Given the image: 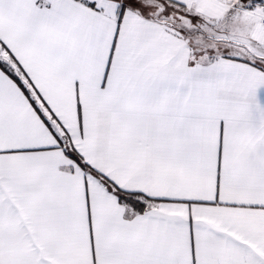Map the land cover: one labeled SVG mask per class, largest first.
Returning a JSON list of instances; mask_svg holds the SVG:
<instances>
[{"label":"snow or ice","instance_id":"obj_1","mask_svg":"<svg viewBox=\"0 0 264 264\" xmlns=\"http://www.w3.org/2000/svg\"><path fill=\"white\" fill-rule=\"evenodd\" d=\"M0 264H264V0H0Z\"/></svg>","mask_w":264,"mask_h":264}]
</instances>
